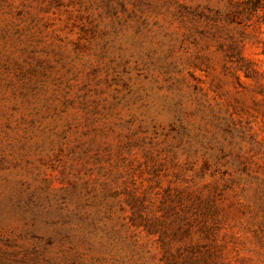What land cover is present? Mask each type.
I'll list each match as a JSON object with an SVG mask.
<instances>
[{"label":"rangeland","instance_id":"1","mask_svg":"<svg viewBox=\"0 0 264 264\" xmlns=\"http://www.w3.org/2000/svg\"><path fill=\"white\" fill-rule=\"evenodd\" d=\"M0 264H264V2L0 0Z\"/></svg>","mask_w":264,"mask_h":264},{"label":"trees","instance_id":"2","mask_svg":"<svg viewBox=\"0 0 264 264\" xmlns=\"http://www.w3.org/2000/svg\"><path fill=\"white\" fill-rule=\"evenodd\" d=\"M264 2V0H262Z\"/></svg>","mask_w":264,"mask_h":264}]
</instances>
